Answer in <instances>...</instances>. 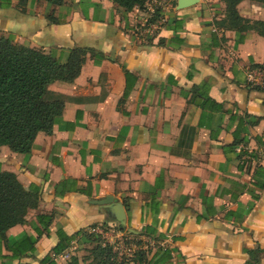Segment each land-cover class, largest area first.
Returning a JSON list of instances; mask_svg holds the SVG:
<instances>
[{"label":"crops","instance_id":"0c3cea01","mask_svg":"<svg viewBox=\"0 0 264 264\" xmlns=\"http://www.w3.org/2000/svg\"><path fill=\"white\" fill-rule=\"evenodd\" d=\"M176 4L150 0L123 19L113 0L23 8L0 0V34L14 43L62 61L76 46L99 52L73 81L49 84L64 107L29 155L0 146L1 170L38 195L25 222L6 232L37 237L14 264H100L93 233L111 246L109 264H251L257 248L264 264V37L217 26L220 0ZM237 10L249 27L264 20L261 3L243 0ZM173 16L183 20L175 32ZM201 95L222 109L201 107ZM110 197L123 206L122 227L95 203ZM40 214L51 223L37 235ZM59 231L80 233L54 252ZM125 235L136 240L129 249ZM158 249L169 250L167 261Z\"/></svg>","mask_w":264,"mask_h":264},{"label":"trees","instance_id":"16d2710c","mask_svg":"<svg viewBox=\"0 0 264 264\" xmlns=\"http://www.w3.org/2000/svg\"><path fill=\"white\" fill-rule=\"evenodd\" d=\"M30 0H18L21 8ZM48 4L61 6L65 0H43ZM116 10L123 19L134 8L144 9L150 0H113ZM225 4L223 18L216 25L225 29H234L237 32L254 29L264 37V20H255L249 27L246 19L242 18L237 10V5L243 0H220ZM264 5V0H251ZM175 5V0H172ZM159 15L156 9L154 20ZM48 21L54 22L52 15L47 16ZM170 23L174 26L168 28L177 31L183 27V20L170 17ZM214 35V33H213ZM245 35H241L236 42H241ZM99 56L93 49L86 47H72L67 52L64 61L51 53H45L41 49L32 48L26 44L14 43L10 34H0V146H7L12 152L29 155L34 146V139L38 132L50 134L55 121L61 116L65 98L49 90L50 83L60 80L73 81L80 73V69L86 60L87 54ZM126 73V80L127 74ZM131 88V83L126 86L125 93ZM196 91L197 88H194ZM201 107L209 106L214 109H222L221 104L211 101L210 97L201 95ZM209 102V105L207 104ZM38 203V195L31 189H26L18 180L15 173L1 170L0 168V264H14L12 261L20 260L24 255H30L35 250L37 237L22 233L18 236H8L7 230L25 222V216L30 208ZM42 229L37 231L41 235L48 231L51 223V215L40 214L36 217ZM80 232L68 236L59 231L61 243L54 248L58 252ZM98 243L92 248V252L100 264H109L111 246L102 245L99 234L92 235ZM6 253H2V248ZM158 258L168 259L169 250H157ZM251 264L259 261L260 249L248 251ZM156 255V254H155ZM157 259V256H153ZM136 258L142 261L143 253H136ZM165 261V260H164ZM42 262L52 264V260L44 258ZM159 263V261L157 262ZM15 264H26L17 262ZM69 264H77V259L72 258Z\"/></svg>","mask_w":264,"mask_h":264},{"label":"water","instance_id":"95a60500","mask_svg":"<svg viewBox=\"0 0 264 264\" xmlns=\"http://www.w3.org/2000/svg\"><path fill=\"white\" fill-rule=\"evenodd\" d=\"M199 0H177L176 8L184 9L197 4ZM95 203L104 206L109 210V217L116 220L120 226L125 224V214L123 206L120 202L114 201L113 198H106L103 200H95Z\"/></svg>","mask_w":264,"mask_h":264},{"label":"rangeland","instance_id":"374dc122","mask_svg":"<svg viewBox=\"0 0 264 264\" xmlns=\"http://www.w3.org/2000/svg\"><path fill=\"white\" fill-rule=\"evenodd\" d=\"M161 1L164 2V3H168V2H170V0H159V2H161ZM157 5H160V4L157 3ZM114 240H115V239H114ZM122 240L124 241V244H125L126 249H129V247H131V244L133 245V244L136 242L135 239H133V238L127 236V235H125L124 238L122 237ZM120 251H122L121 248H120ZM122 253H123V254H126V253H124V252H122ZM126 256H127V255H126Z\"/></svg>","mask_w":264,"mask_h":264},{"label":"built area","instance_id":"2783aa9c","mask_svg":"<svg viewBox=\"0 0 264 264\" xmlns=\"http://www.w3.org/2000/svg\"><path fill=\"white\" fill-rule=\"evenodd\" d=\"M248 77L252 80V79H253V75H252V73H249V74H248Z\"/></svg>","mask_w":264,"mask_h":264}]
</instances>
